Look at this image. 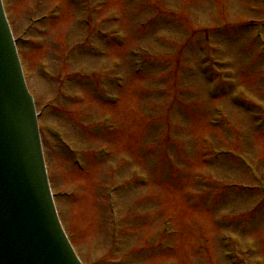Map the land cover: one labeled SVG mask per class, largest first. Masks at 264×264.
<instances>
[{
    "label": "rangeland",
    "instance_id": "1",
    "mask_svg": "<svg viewBox=\"0 0 264 264\" xmlns=\"http://www.w3.org/2000/svg\"><path fill=\"white\" fill-rule=\"evenodd\" d=\"M5 4L15 34L32 29L19 44L25 75L38 105L50 103L48 173L84 263L264 264V47L254 37L257 24L264 35V0ZM32 12L51 17L31 25ZM115 186L114 222L106 191Z\"/></svg>",
    "mask_w": 264,
    "mask_h": 264
},
{
    "label": "water",
    "instance_id": "2",
    "mask_svg": "<svg viewBox=\"0 0 264 264\" xmlns=\"http://www.w3.org/2000/svg\"><path fill=\"white\" fill-rule=\"evenodd\" d=\"M0 0V264H82L59 222Z\"/></svg>",
    "mask_w": 264,
    "mask_h": 264
}]
</instances>
